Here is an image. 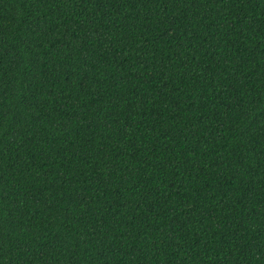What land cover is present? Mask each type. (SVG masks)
<instances>
[{"label": "trees", "instance_id": "trees-1", "mask_svg": "<svg viewBox=\"0 0 264 264\" xmlns=\"http://www.w3.org/2000/svg\"><path fill=\"white\" fill-rule=\"evenodd\" d=\"M0 264H264V0H0Z\"/></svg>", "mask_w": 264, "mask_h": 264}]
</instances>
